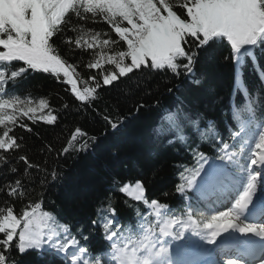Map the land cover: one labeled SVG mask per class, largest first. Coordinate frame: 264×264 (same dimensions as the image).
I'll use <instances>...</instances> for the list:
<instances>
[{"label":"snow or ice","instance_id":"1","mask_svg":"<svg viewBox=\"0 0 264 264\" xmlns=\"http://www.w3.org/2000/svg\"><path fill=\"white\" fill-rule=\"evenodd\" d=\"M89 23H103L108 30L86 28ZM58 40L70 51L88 52L85 67L96 74L82 79L79 65L61 54ZM255 49L264 52V0H0V194L5 197L0 264H29L25 258L32 253L58 257V264H264V100L257 109L241 77L246 61L255 62ZM222 61L234 69L236 91L245 102L233 108L227 139L208 121L209 157L196 143L207 133L201 132V117L192 104L209 106L213 91L192 103L176 97L160 112L150 101L159 107L163 93L154 91L152 83L161 75L171 83L190 77L198 66ZM37 72L67 85L79 102L78 113L93 105L98 89H118L116 102L127 115H103L113 131L142 110L155 112L148 149H155V156L138 155L130 163L141 169V176L155 175L165 141L189 149L194 163L179 171L174 188L189 202L186 209L177 213L147 198L140 178L127 183L109 172V187L95 193V219L89 216L80 226V221L61 223L59 214L44 211V193L32 198L29 188L33 171L43 173L42 186L66 177L47 161L34 162L25 136L17 135V129L32 134V125H54L59 119L47 97H22L17 91ZM164 90L173 94L181 88L166 84ZM98 142L77 126L59 150L47 143L42 151L67 156L88 152ZM112 189L149 210L147 218L137 213L144 221L138 228L120 224L106 195ZM16 202L23 203L18 213Z\"/></svg>","mask_w":264,"mask_h":264},{"label":"trees","instance_id":"2","mask_svg":"<svg viewBox=\"0 0 264 264\" xmlns=\"http://www.w3.org/2000/svg\"><path fill=\"white\" fill-rule=\"evenodd\" d=\"M85 27H91L95 31L108 30L103 23L95 25L89 23ZM75 34L71 31L67 33L69 36H75ZM57 45L69 63L79 65L77 71L80 72L82 79L87 80L88 75L96 74V70L85 67L91 59L88 52H82L80 49L70 51L68 46L59 40ZM254 52L255 62L249 64L246 61L241 77L243 85L249 90L248 94L255 100V107L258 109L261 101L264 100V74H262L264 73V52H261L260 49H255ZM166 84L168 86L179 84L181 91L169 94L164 90ZM79 86L83 87L84 85ZM67 87L50 74L37 72L29 75L23 89H17L22 97L28 93L35 97H47L50 105L56 109L55 114L59 117L54 125H47L43 122L32 125L34 129L32 134L17 129V135L25 136L28 155L34 162L43 165L44 161H47L49 167L57 168L66 177V180L49 181L48 184L42 186L43 173L33 171V182L29 188L32 190V198H38L37 194L40 192L44 193L43 210L52 212L54 215L59 214V217H63L61 223L80 221V226H83V221L87 217L96 218L98 200L95 193L101 186L105 189L109 187L106 175L109 172L114 175L118 173L119 177L127 183L134 184L136 179L140 178L145 184L147 198L158 199L161 203L168 204L177 213L181 208L186 209L189 202L176 193L174 188L175 184L179 182V171L194 163L189 149L170 147L165 141L163 148L160 149L162 155L159 157V170L155 175L152 172H147L141 176V169L130 163L138 155L151 154L155 156V149L151 153L148 151L155 112L142 110L138 118L128 120L123 127L113 131L110 126L105 124L103 115H110L113 118L120 114L127 115L126 108L116 102L118 89L104 87L98 89L97 99L93 105L78 113L76 108L79 106V102L75 101ZM152 89L163 93L160 95L159 107L156 106L155 101H150L151 107L157 108L160 112L169 107L176 97L192 103L197 98H207V90L213 91V97L209 98V106L192 104L193 110L198 112L201 117V132L207 133L203 140L197 136L196 143L201 145L200 150L209 157L213 155V149L211 140L208 138L212 135L211 132H207L208 121H214L217 125L215 132L223 131L225 139H227L226 133L231 130L229 121L233 116V108L245 102L243 93L236 91L234 69L228 65V62L223 61L219 64L210 62L204 66H198L190 77L182 75L178 79H173L171 83L161 75L155 78ZM65 103L69 105L68 109L62 107ZM130 106L128 105V107ZM158 123L159 121H156V124ZM232 123L236 122L233 120ZM77 126H81L89 136L98 138V145L94 149L81 153L72 152L67 156L60 157H57L55 152L48 154L46 151H42L43 145L47 143H51L55 149L59 150L66 143L70 132ZM36 133L39 135L37 136ZM3 176L4 173L0 172V179H3ZM106 195L111 197L117 208L120 224L128 228L133 225L138 228L139 224L144 222L137 215L138 212L144 218L149 216V210L142 202L132 201L118 189L109 190ZM4 199L3 194H0V204ZM191 203L196 205L195 200ZM14 206L18 213L23 207V203L16 202ZM92 235L96 236L94 229ZM25 259L29 264H52L54 260L57 264L59 262L58 257H41L37 253H32Z\"/></svg>","mask_w":264,"mask_h":264},{"label":"rangeland","instance_id":"3","mask_svg":"<svg viewBox=\"0 0 264 264\" xmlns=\"http://www.w3.org/2000/svg\"><path fill=\"white\" fill-rule=\"evenodd\" d=\"M123 194V193H122ZM124 195V194H123ZM125 197H127V198H129V199H131L132 201H135V200H133L131 197H129V196H126V195H124ZM137 202V201H136Z\"/></svg>","mask_w":264,"mask_h":264},{"label":"bare ground","instance_id":"4","mask_svg":"<svg viewBox=\"0 0 264 264\" xmlns=\"http://www.w3.org/2000/svg\"><path fill=\"white\" fill-rule=\"evenodd\" d=\"M227 201H225V203H226Z\"/></svg>","mask_w":264,"mask_h":264}]
</instances>
